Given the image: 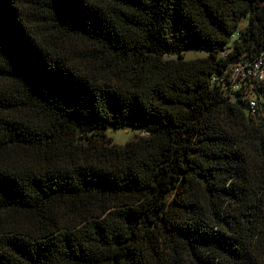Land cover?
<instances>
[{
	"label": "trees",
	"instance_id": "1",
	"mask_svg": "<svg viewBox=\"0 0 264 264\" xmlns=\"http://www.w3.org/2000/svg\"><path fill=\"white\" fill-rule=\"evenodd\" d=\"M263 51L264 0H0V264H264Z\"/></svg>",
	"mask_w": 264,
	"mask_h": 264
},
{
	"label": "built area",
	"instance_id": "2",
	"mask_svg": "<svg viewBox=\"0 0 264 264\" xmlns=\"http://www.w3.org/2000/svg\"><path fill=\"white\" fill-rule=\"evenodd\" d=\"M256 84L264 85V51L255 59L235 65L230 80L223 86L232 93V98H235V91L242 92L249 98L252 112L257 113L258 103L252 95Z\"/></svg>",
	"mask_w": 264,
	"mask_h": 264
},
{
	"label": "rangeland",
	"instance_id": "3",
	"mask_svg": "<svg viewBox=\"0 0 264 264\" xmlns=\"http://www.w3.org/2000/svg\"><path fill=\"white\" fill-rule=\"evenodd\" d=\"M207 54L208 51L205 49L191 48L185 52L184 56L186 59H191L196 57H203L206 56ZM170 56L177 57L178 54L175 53ZM261 99L264 102V96H262ZM106 134L111 138H113L114 143L123 145L128 141L134 139L137 134H140V132L139 130L133 128L132 126H124L122 128L109 127L108 129H106Z\"/></svg>",
	"mask_w": 264,
	"mask_h": 264
}]
</instances>
